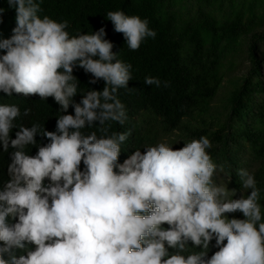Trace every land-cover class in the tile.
Masks as SVG:
<instances>
[{
    "label": "clouds",
    "instance_id": "obj_1",
    "mask_svg": "<svg viewBox=\"0 0 264 264\" xmlns=\"http://www.w3.org/2000/svg\"><path fill=\"white\" fill-rule=\"evenodd\" d=\"M42 2L7 0L16 27L0 39V93L53 98L61 113L71 106L74 115L60 114L56 130L48 131L39 123L18 125L20 108L0 104V145L4 153L13 149L9 179L0 187V264H264L254 174L237 170L242 191L235 198V189L216 182L223 166L213 162L207 136L177 149L159 142L120 163L130 133L109 129L128 119L119 93L135 90L128 88L132 65L113 51L105 28L70 36L68 21L41 17ZM5 11L0 8V23ZM106 19L131 51L157 36L146 18L117 10ZM76 68L91 75V84L105 83L79 103ZM144 84L162 82L148 76ZM30 114V108L23 112ZM97 122L99 128L85 133ZM37 135L49 142L38 146ZM29 146L38 147L34 156ZM237 212L244 219L228 218ZM213 240L219 250L209 257ZM189 242L201 250L184 255ZM17 250L26 254L17 257Z\"/></svg>",
    "mask_w": 264,
    "mask_h": 264
},
{
    "label": "trees",
    "instance_id": "obj_2",
    "mask_svg": "<svg viewBox=\"0 0 264 264\" xmlns=\"http://www.w3.org/2000/svg\"><path fill=\"white\" fill-rule=\"evenodd\" d=\"M165 1L43 0V11L40 15L49 16L57 22L68 21L69 27L66 31L70 36L105 28L106 39L114 44L113 51L123 62L132 65L133 79L129 81L128 88L135 90L129 93L120 89L119 93L128 119L123 125L110 122L109 129V134L116 131L130 133L121 145L120 163L136 150L143 152L145 147L153 146L156 126L166 134L180 130L189 140L207 136L213 145L208 150L210 156L231 176L232 185L237 191H242L237 170L245 169L254 174L261 190L260 203L264 214V49L257 42V39L264 37L256 36L250 42L248 51L251 68L243 84L232 95L227 125L209 134L207 129L191 125V121L196 119L195 116L208 112L223 80L221 70L225 52L236 44L241 36L248 34L252 21L241 11L236 13L233 19L223 23L209 14L202 13L198 19L179 26L175 14L162 10ZM0 8L6 10L3 23H0V39H7L16 27V13L9 7L7 0H0ZM117 10L129 16L136 15L148 19L149 27L157 32L156 38H148L138 51L129 50L123 34L115 32L112 23L106 19L108 11ZM2 54L4 53L0 52V55ZM73 75L79 81L78 94L74 97L76 103L81 101L83 94L88 90L102 91L105 87L103 80L91 84V75L81 68H76ZM148 76L160 79L161 87L145 85L144 79ZM164 81L170 82V87H164ZM0 104L16 105L20 108L21 117L16 121L18 125L31 127L33 123H39L48 131L56 130L60 114L74 115L71 106L67 112L61 113L60 106L53 98L41 100L39 96L24 97L16 93L8 96L0 93ZM27 108L31 109V114L24 117L23 112ZM148 118H154L158 125H153L152 120ZM99 127L97 122L95 127H86L84 131L89 133ZM18 130L13 129V139ZM36 140L38 146L49 142L39 135ZM12 151L10 147L9 152L4 153L0 145V187L9 179L7 170L11 163ZM27 151L29 155L34 156L38 147L29 146ZM81 170H84L83 164ZM214 245L215 240L210 245L209 257L219 250ZM192 247L189 242V249L183 254L201 250ZM24 254L26 253L20 250L16 252L17 257Z\"/></svg>",
    "mask_w": 264,
    "mask_h": 264
},
{
    "label": "rangeland",
    "instance_id": "obj_3",
    "mask_svg": "<svg viewBox=\"0 0 264 264\" xmlns=\"http://www.w3.org/2000/svg\"><path fill=\"white\" fill-rule=\"evenodd\" d=\"M250 7L252 11H250ZM162 10L175 14L179 26L190 20L198 19L202 13L209 14L218 22L223 23L233 19L236 13L241 11L246 18L252 21L248 34L241 36L238 42L225 52L221 70L223 80L217 95L210 103L208 112L202 116H195L196 119L191 121V125L199 129H207L209 134H213L227 125L232 107V95L240 88L244 78L249 73L251 68V58L248 51L250 42L256 36L264 37V0H166ZM257 42L264 49V38L257 39ZM148 119L152 120L153 125H158L154 118ZM145 125L147 124L145 123ZM154 133L153 146L159 142H166L169 146L177 149L184 147V143L191 141L180 130L166 134L159 131L158 126H156ZM213 162L216 163L214 160ZM228 176L223 168V172L218 171L216 182L224 184L229 190L235 189L232 182L227 184ZM236 192L235 198H239L241 192L237 190ZM231 196L230 193V198ZM227 215L229 219H244L242 213L239 212Z\"/></svg>",
    "mask_w": 264,
    "mask_h": 264
}]
</instances>
